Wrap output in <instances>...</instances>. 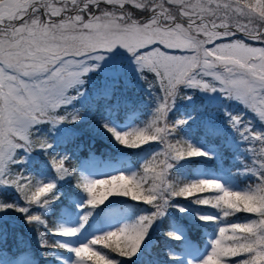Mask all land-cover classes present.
<instances>
[{
	"label": "snow or ice",
	"instance_id": "obj_1",
	"mask_svg": "<svg viewBox=\"0 0 264 264\" xmlns=\"http://www.w3.org/2000/svg\"><path fill=\"white\" fill-rule=\"evenodd\" d=\"M0 264H264V0H0Z\"/></svg>",
	"mask_w": 264,
	"mask_h": 264
},
{
	"label": "trees",
	"instance_id": "obj_2",
	"mask_svg": "<svg viewBox=\"0 0 264 264\" xmlns=\"http://www.w3.org/2000/svg\"><path fill=\"white\" fill-rule=\"evenodd\" d=\"M108 152H109V149L105 145L97 143L96 148H95V154L99 153L100 155L109 158L107 155Z\"/></svg>",
	"mask_w": 264,
	"mask_h": 264
},
{
	"label": "rangeland",
	"instance_id": "obj_3",
	"mask_svg": "<svg viewBox=\"0 0 264 264\" xmlns=\"http://www.w3.org/2000/svg\"><path fill=\"white\" fill-rule=\"evenodd\" d=\"M99 160L102 162V163H108V164H111V165H114V166H118V163H117V160L118 158L115 160V161H111V160H103L101 157H98Z\"/></svg>",
	"mask_w": 264,
	"mask_h": 264
}]
</instances>
